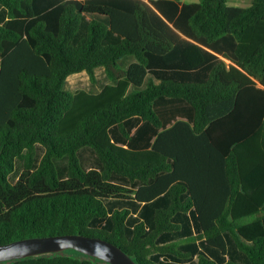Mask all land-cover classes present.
I'll list each match as a JSON object with an SVG mask.
<instances>
[{
  "label": "trees",
  "instance_id": "trees-1",
  "mask_svg": "<svg viewBox=\"0 0 264 264\" xmlns=\"http://www.w3.org/2000/svg\"><path fill=\"white\" fill-rule=\"evenodd\" d=\"M0 9V244L82 234L137 264L196 254L197 264H239L205 254L226 257L229 235L250 264H264V0H0ZM98 68L101 91L65 89L81 72L96 83ZM163 98L186 102L192 123L163 130L154 108ZM133 118L158 131L149 149L126 147ZM84 148L100 169L81 167ZM158 200L168 206L153 213ZM141 210L148 223L134 217ZM178 215L199 234L182 233ZM169 233L186 236L162 244ZM5 264L109 263L69 249Z\"/></svg>",
  "mask_w": 264,
  "mask_h": 264
},
{
  "label": "rangeland",
  "instance_id": "rangeland-1",
  "mask_svg": "<svg viewBox=\"0 0 264 264\" xmlns=\"http://www.w3.org/2000/svg\"><path fill=\"white\" fill-rule=\"evenodd\" d=\"M227 4H228V6L247 8V7L251 6L252 0H227ZM174 55H175V53H174ZM99 76L101 79L102 76L101 75H99ZM76 88H77V90L83 89V90H86L89 92H98L100 87H97V85L92 84L89 79H87V80L82 79L80 82H78V86ZM65 89L70 93H74V92L70 91L67 87H65ZM163 100L171 101V104H173V105L176 102H181V104L185 103L184 105H186L188 107L189 111L191 113L193 112L192 109L188 106V104L186 102H184L183 100L170 99V98L159 99L156 102L155 108L158 105L157 103L161 102ZM158 111L160 113H162V115H163V105L158 107ZM159 112H157V113L159 116H161L159 114ZM137 119L139 121H141L139 118H137ZM127 125L129 128L132 127L131 121H129L127 123ZM144 125H145V128L147 127V128H150L152 131H154V128L150 124L144 123ZM113 135H115L114 132H113ZM43 153H44V149L41 146H38L37 147V153H36V165H38ZM78 157H79V162H80L81 167L85 170H87L88 168L89 169H100L101 168V164H100L99 160L97 159L95 152L91 148H84V149L80 150V152L78 153ZM55 164L59 170V174L61 176H63L65 174L64 168H65L66 163L64 161H56ZM22 169H23L22 161L17 160L16 164H15V170L9 178V181L11 183H15L17 181L18 177L20 176V174L22 172ZM145 215H146V212L144 210H141L140 212H137V215H134V217L137 216V218L139 219V218L145 217ZM188 219H189V220H187L188 222L182 221V215H178L175 219V222L182 225V231H181L182 233L184 232V229L189 226V230H190L189 235L195 236V235L199 234L198 225H197L196 221L194 220V218L192 216H188ZM140 221H144L145 223H148V221L145 218H143ZM105 223H106L105 221H96L91 225V228L104 229ZM95 232L96 231L93 230V233H95ZM185 236H186V234L180 235L178 233L165 234V236L162 237L163 243L162 242L161 243L166 244L168 242L181 240ZM167 238L171 239L172 241H165ZM196 246L198 247V251L200 252L201 248H202L201 243L199 244V242H198L196 244ZM227 247H228V254L226 257H222L218 250L210 248V247L206 248L207 252L205 254L207 256H209L210 258H212L215 261L220 262V263L232 261V262H236L239 264H250L247 256L238 250L234 241L232 240V238L229 235H227ZM197 256H198L197 254L194 255L190 260H187L186 262L176 261L173 258H168V257H166L165 259H163V258H157V259H158V262L160 264H197V260H198ZM5 263L6 262L0 263V264H5Z\"/></svg>",
  "mask_w": 264,
  "mask_h": 264
},
{
  "label": "water",
  "instance_id": "water-1",
  "mask_svg": "<svg viewBox=\"0 0 264 264\" xmlns=\"http://www.w3.org/2000/svg\"><path fill=\"white\" fill-rule=\"evenodd\" d=\"M69 249L101 259L109 264H137L116 244L99 237L82 234L33 237L0 244V263L60 253Z\"/></svg>",
  "mask_w": 264,
  "mask_h": 264
},
{
  "label": "crops",
  "instance_id": "crops-1",
  "mask_svg": "<svg viewBox=\"0 0 264 264\" xmlns=\"http://www.w3.org/2000/svg\"><path fill=\"white\" fill-rule=\"evenodd\" d=\"M146 3H148L149 5H151V2H155L158 0H142ZM176 2H179L180 4H184V3H196L198 2V0H175ZM153 7V6H152ZM154 8V7H153ZM7 20V15L6 12L2 9H0V23L4 24ZM171 27H173L172 24H170ZM174 31L180 36V38L187 40V41H192L189 38H187L184 34H182L180 31L176 30L175 28H173ZM168 63H174V62H178L179 61V56H177L176 54L173 55V53H169L167 55ZM227 61V60H226ZM132 60L128 59L126 61L127 64L131 63ZM229 62V61H227ZM101 75V79L100 76ZM82 79H89V76L86 72H81V73H77V74H73L71 76H69L67 78V82H66V87L72 91L75 92L77 91V86H78V82H80ZM90 80V79H89ZM107 84V79L104 73V69L103 68H98L96 70V83H94V85H97V87H100L98 92L101 91V89ZM93 93H97V92H93ZM179 103V104H178ZM157 107L156 103H155V111H158V107L163 105V115L162 113L159 112V114L162 116H160L161 120H162V124H163V130L164 129H168L171 126H173L177 121L179 120H183V121H187L192 123V119H193V113H191L188 109V107L184 104H181V102H176L174 105L171 104V101L168 100H163L161 102L157 103ZM172 105V106H171ZM158 114V113H157ZM131 121V125L132 127H128L127 123ZM126 128L130 134V139L128 140L126 147L133 149V150H145V149H149L151 147V145L153 144L155 138H156V134L158 133L157 130L154 129V131H152L150 128H145V125L142 121H139L137 118H133L128 120L126 123ZM161 129V130H162ZM80 152V151H79ZM89 170V168L87 169ZM168 206L167 202L162 203V200H158L157 202H153L149 207L151 212H155L158 208H166Z\"/></svg>",
  "mask_w": 264,
  "mask_h": 264
}]
</instances>
